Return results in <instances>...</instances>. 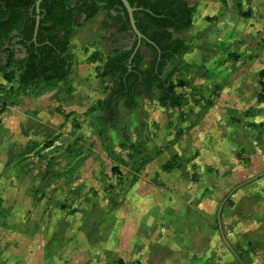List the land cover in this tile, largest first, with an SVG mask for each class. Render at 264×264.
<instances>
[{
	"label": "rangeland",
	"instance_id": "rangeland-1",
	"mask_svg": "<svg viewBox=\"0 0 264 264\" xmlns=\"http://www.w3.org/2000/svg\"><path fill=\"white\" fill-rule=\"evenodd\" d=\"M185 1L175 108L154 87L110 118L103 9L63 81L0 54V264H264V0Z\"/></svg>",
	"mask_w": 264,
	"mask_h": 264
},
{
	"label": "trees",
	"instance_id": "trees-1",
	"mask_svg": "<svg viewBox=\"0 0 264 264\" xmlns=\"http://www.w3.org/2000/svg\"><path fill=\"white\" fill-rule=\"evenodd\" d=\"M37 0H0V54L5 47L18 45L26 52L19 83L27 87L46 79L63 81L69 74L65 54L70 46L75 15L84 21L94 18L103 9L108 12L105 24L117 25L116 40L123 47L105 63L101 76L115 75L105 107L113 119L115 105L122 101L127 109L137 107L138 97L160 90L163 101L171 108L179 106L184 95L178 93L173 77L178 62L188 50V44L173 33L186 30L192 23L193 9L185 0H128L136 8L134 19L145 36L138 45L129 14L121 0H43L40 4V25L36 40ZM147 49V57L143 53ZM7 59L14 56L7 53ZM11 60V59H10ZM0 63V71H1ZM118 262H122L119 260Z\"/></svg>",
	"mask_w": 264,
	"mask_h": 264
},
{
	"label": "water",
	"instance_id": "water-1",
	"mask_svg": "<svg viewBox=\"0 0 264 264\" xmlns=\"http://www.w3.org/2000/svg\"><path fill=\"white\" fill-rule=\"evenodd\" d=\"M42 1L43 0H37L36 1L37 18H36V25H35V30H34V40H36V37H37V34H38L39 25H40V19H41V16H40V4H41ZM68 1H71V0H68ZM121 1L123 3L124 7L126 8L128 14H129V18H130L132 29H133V31L135 32V34L139 38L137 48L134 51V54H135L136 51L138 50V48L141 45L142 39H144L145 36L138 30V28L136 26L135 19H134L135 8L131 7V5H130L128 0H121ZM18 49L20 50L21 47H18ZM22 56L25 59L26 52H25V50L23 48H22Z\"/></svg>",
	"mask_w": 264,
	"mask_h": 264
},
{
	"label": "flooded vegetation",
	"instance_id": "flooded-vegetation-1",
	"mask_svg": "<svg viewBox=\"0 0 264 264\" xmlns=\"http://www.w3.org/2000/svg\"><path fill=\"white\" fill-rule=\"evenodd\" d=\"M135 9H136V8H135ZM16 43H17V39H14V40H13V44H14V45H13V46H8V45H7V46L5 47V50H7L8 52H10V51H11V52H14V51H17V52H18V51H20V50L18 49V47H20V45H18V44H16ZM21 50H22V48H21Z\"/></svg>",
	"mask_w": 264,
	"mask_h": 264
},
{
	"label": "crops",
	"instance_id": "crops-1",
	"mask_svg": "<svg viewBox=\"0 0 264 264\" xmlns=\"http://www.w3.org/2000/svg\"><path fill=\"white\" fill-rule=\"evenodd\" d=\"M95 17H96V16H95ZM95 17H94V18H95ZM94 18H92V19H94ZM90 20H91V19H90ZM7 53H8V52H5L4 54H1V56L7 59V55H8ZM18 53H21V55H20V56H21V59L24 60V58H23V56H22V50H21V49H20V51H18V52H17V51H14V52H13L14 55H16V54H18Z\"/></svg>",
	"mask_w": 264,
	"mask_h": 264
},
{
	"label": "built area",
	"instance_id": "built-area-1",
	"mask_svg": "<svg viewBox=\"0 0 264 264\" xmlns=\"http://www.w3.org/2000/svg\"><path fill=\"white\" fill-rule=\"evenodd\" d=\"M23 1H25V0H23Z\"/></svg>",
	"mask_w": 264,
	"mask_h": 264
}]
</instances>
